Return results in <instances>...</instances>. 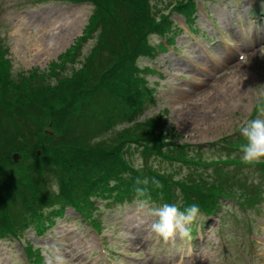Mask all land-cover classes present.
I'll return each mask as SVG.
<instances>
[{"label":"trees","instance_id":"16d2710c","mask_svg":"<svg viewBox=\"0 0 264 264\" xmlns=\"http://www.w3.org/2000/svg\"><path fill=\"white\" fill-rule=\"evenodd\" d=\"M91 2L95 11L81 42L61 57L62 64L74 61L82 43L94 38L71 75L56 76L51 82L32 69L12 78L4 56L7 48L0 42V236L14 231L19 216L27 213L40 224L41 208L52 202L79 204L86 212L84 208L94 206L92 196L109 199L116 192L122 199L131 197L138 177L149 180L145 198L164 193L173 198L174 185L180 192L205 185L201 172L189 173L181 181L143 162L134 169L127 156L132 152L142 157L180 156L184 164L202 170L214 164L204 167L207 163L200 156L181 153L164 128L162 114L137 119L154 90L139 75L134 60L150 52V32L171 27L164 9L190 15L195 0ZM124 122L130 125L119 129ZM15 151L23 153L17 163L12 161ZM260 169L264 172V162ZM49 170L58 179L57 194L51 193L45 178ZM153 179L160 187L151 183Z\"/></svg>","mask_w":264,"mask_h":264},{"label":"rangeland","instance_id":"374dc122","mask_svg":"<svg viewBox=\"0 0 264 264\" xmlns=\"http://www.w3.org/2000/svg\"><path fill=\"white\" fill-rule=\"evenodd\" d=\"M220 1L198 0L200 9L189 26L181 13L171 12L174 24L180 28L173 39V48L164 51L157 49L154 58H139L137 61L141 67L150 66L162 73L161 77L147 75L148 85L155 86L157 91L154 104L139 119L162 113L164 128L172 134L169 137L180 143L197 144L214 140L238 128L257 103L259 89L250 87L264 84V47L255 54L248 51L243 61L231 59L230 68L223 74H211L219 67L215 68L212 64L220 53L215 44H220L222 36L227 35L226 31L243 48V41L249 40L247 43L252 44L260 39L259 33L251 30L249 16L244 15L246 4L239 7L235 0L229 3ZM0 3L3 5L0 35L9 44L10 49H6V53L11 59L12 71L40 68L46 77L49 62L58 61L57 56L82 34L92 11L89 3L65 6L66 3L55 5L57 2H49L33 7H24L26 0H0ZM216 37L218 41H215ZM150 41L156 45L160 38L155 36ZM89 49L90 44H86L82 54H87ZM199 65H204L206 72L200 70ZM72 66V63H66L55 73L49 74L63 75L64 69L69 72ZM204 76L208 77L207 81L203 80ZM188 150L190 154L205 160L218 153L215 148L207 150L192 146ZM130 159L136 169L140 163L139 155L133 153ZM151 164L158 172L164 171L176 178L186 175L189 170L180 161L168 162L155 155L151 156ZM241 173L256 180L259 177V173L253 170L244 169ZM237 189L242 190L240 187ZM182 200L180 196L179 203ZM104 203L102 201L95 212L101 222L100 232L95 234V229L79 221L77 213L67 207L63 216L52 218L53 226L42 234L30 228L19 240H1L0 264H25L24 242L40 248L44 264H81L85 255L91 261L84 264H96L98 249L95 236L105 237L108 245L114 247L112 264H125L130 256L142 259L129 264H147L148 255L128 251L138 244L144 246V253L150 250L155 264H249L248 261L253 258L255 264L258 260L264 264V200L259 204L258 211H239L238 222L233 216L225 217L224 237L221 240L226 244L224 251L212 237L204 238V235H201L202 240L196 239L198 243L190 249H186L182 242L176 243L179 236L171 238L174 243H167L168 240L159 237V247H155L151 243L156 235L150 228L154 217L149 215L148 208L156 205L141 209L137 200L112 207L102 205ZM247 221L254 228L252 232L247 227ZM249 234H252V239ZM189 240L185 239L184 242ZM247 244L257 245L256 250L252 253L246 247L241 249L242 245ZM104 261L100 259V263Z\"/></svg>","mask_w":264,"mask_h":264},{"label":"clouds","instance_id":"9594fccd","mask_svg":"<svg viewBox=\"0 0 264 264\" xmlns=\"http://www.w3.org/2000/svg\"><path fill=\"white\" fill-rule=\"evenodd\" d=\"M252 88H258L257 103L258 114L255 118L245 121L239 128L244 138V143L239 145L240 159L245 164H253L264 161V84ZM148 178H136L134 188L137 203L141 209L148 205L147 199H140L147 195ZM156 187H160L158 181H151ZM149 215L156 219L150 225L151 231L165 241L179 236L181 239H191L190 225L194 223L199 215V206L195 203L185 207L183 210L175 204H163L159 207L148 208Z\"/></svg>","mask_w":264,"mask_h":264},{"label":"bare ground","instance_id":"6f19581e","mask_svg":"<svg viewBox=\"0 0 264 264\" xmlns=\"http://www.w3.org/2000/svg\"><path fill=\"white\" fill-rule=\"evenodd\" d=\"M193 106V105H192ZM189 114V113H188ZM193 114V113H192ZM196 114V113H195Z\"/></svg>","mask_w":264,"mask_h":264}]
</instances>
